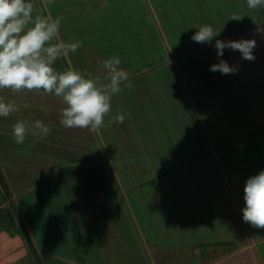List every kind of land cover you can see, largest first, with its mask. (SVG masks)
<instances>
[{
	"label": "rangeland",
	"instance_id": "1",
	"mask_svg": "<svg viewBox=\"0 0 264 264\" xmlns=\"http://www.w3.org/2000/svg\"><path fill=\"white\" fill-rule=\"evenodd\" d=\"M32 2L34 4L33 17L37 15L45 18L51 16L53 19L63 17L59 35L52 43H58L61 40L66 43L82 42V47L76 53H70L67 57L57 59L53 65L57 71L75 68L81 72H87L89 78H95L99 75L103 81V76L106 73L101 67V62L112 56H119L122 62L120 67L130 73L129 79L133 84L131 90L125 89L120 95L113 96L112 111L108 117H105L104 128L97 132L80 129L82 133L87 132L84 137L87 146L101 147L103 154L92 156L98 161L104 158L103 161L108 162L100 164L99 169H95V166L99 165L96 163L82 164L72 171L73 178L88 181L95 177H107L108 180H116L118 185L120 181L124 180L130 181L129 183L139 181L138 189L140 191L138 190L137 194L144 195V202H141V205L145 206L144 209H141L140 216L143 222L148 221V223H144L147 224V229L151 232L152 224L159 227V223L154 224L155 219L151 214L155 201L159 197L164 198L167 190L172 188L170 186L172 183L179 181L181 184V180L186 182L189 179L192 184L183 185L182 188V195L190 196L189 201H186L185 204L187 203L186 205L189 206L190 199L193 198V202L191 201L193 203L192 216L198 217L197 214H200L199 217L203 219L207 217L211 220L210 224L213 226L212 231L214 233L207 234L209 235L207 239L211 241L205 240L201 244L197 241L186 243V231L184 232V227H181L179 223V221L182 222L181 212H175L168 200L167 207L171 219L169 215L164 218L163 216L159 217L161 228L159 229L160 232L156 234L166 241L169 237H173L175 241L180 242L177 243V246L181 248L186 246L191 251L197 248V252L201 253L197 254L202 257L205 255L204 250L213 248L219 250V253L224 250L230 252L238 243L230 241L220 246V235H217L219 236L218 239L215 233H221L222 236L225 235L234 241L236 238L241 243L244 240V235L238 231L239 224L236 215L234 216L233 212H225L224 206L230 205L227 207L229 211L233 205L236 213L242 217L241 208L245 205V201L242 200L244 194L238 193L240 187L236 186L235 182L229 178L227 166L232 164L240 169V164H246L252 167V173L256 175L262 171L257 167L264 165V124L259 128V132L249 134L245 141H236L235 144H230L228 148L220 152V149H217L219 147L211 145L208 139L207 141L205 139L200 141L198 137H193L192 141H189L191 138L182 136L181 142L178 138L175 142L172 140V136L177 129H180L181 122L176 126L169 120L164 121L163 116H161L160 121H155L161 108L158 101H162L161 106L167 103L168 107L166 108L172 111L169 100L172 101L173 98H170L168 94L172 93L178 96L182 93L180 88L184 89L182 73L179 68L178 71L176 69L177 57L188 49L207 45H202L191 39L199 27L202 25L212 26L217 32L220 31L217 37L231 35L238 37L240 34H247L248 32L256 35L257 26L264 27V8L249 9L247 0H51V3H46L45 0H32ZM233 14L243 18L233 20L231 19ZM261 49H264V36L256 40V48L254 49V52L259 53L261 62L250 66L254 68L252 70L254 73L248 72L251 75L247 79L249 81L250 79L254 80L255 86L261 81L259 79L264 76V56ZM259 70L262 72H258ZM228 76H231L233 84L237 79L246 82L237 72ZM184 91L186 92V90ZM32 93L33 91L27 90L13 93L9 89H3L0 90V100L6 103L29 100L28 107L32 104L31 110L34 113L25 110L20 113H25L23 118L27 114H37L41 118H50V116L47 117V114L54 113V115L59 116L56 121H60L63 102L49 100V102L44 103V101H37L40 97L32 96ZM43 97L53 99L47 94ZM184 97L189 102L183 104L184 107L181 105L180 111L176 110L178 114L172 111L170 116L182 122L186 117V127L191 128L192 132H198L197 129H199V134L204 135L205 130L202 129L204 127L201 126L200 117L193 109L194 102L191 101L187 92ZM253 98L252 96L251 100ZM249 107L252 110L251 106ZM259 108L260 106L253 107L254 113L255 110H260ZM56 109L58 110L54 111ZM118 113L124 115V122L121 124L109 123L111 117ZM11 124L12 121L8 119V127ZM158 124L162 125L158 130L166 143L170 145L168 149L164 148L162 140L156 141L153 138L156 132L154 128ZM153 125H155L154 128ZM31 126L29 127L31 128ZM169 127L172 128L170 132L172 136L163 132V128L169 131ZM2 129H6L5 126ZM65 130H67L66 127ZM2 133L5 134H0V138L7 134V140L13 139V136H10L11 134L6 131H2ZM82 133L81 136H83ZM34 138L37 139L40 136H34ZM26 139L24 142H30L28 136ZM189 145H193V148L191 151L187 149V152L183 154L182 149ZM20 147L25 148L27 146ZM105 147H108L109 150L107 151ZM182 160L184 161L182 162ZM110 163L113 170L109 169ZM104 164H106L107 169H105ZM125 164L127 169H125ZM2 166L4 165L2 164ZM14 166L16 167L17 164ZM161 166L163 167L158 168ZM15 167L13 170H6L9 183H13V190H10V193H4L0 185V222L2 223H0V227L3 228L4 225L10 228L8 235L4 233V228L1 229L2 238L0 242L3 249H0V256L12 254L20 256L21 259H30L28 251L26 252L22 232L18 229L19 225L12 216L10 217V212H7L5 203L12 207L16 217V212H21L19 218L25 220L27 229L32 228L33 235L37 238L38 250H45L46 253H50L44 255V259H50V255H58V245L72 246L74 241L72 243L71 241L75 238L80 243L83 235L73 234L72 228L74 226H70V222L67 221L70 211L66 210L64 215L70 228L66 226V222L62 223V215L56 214L59 213V204L64 202L61 200L67 194L66 189H63V182H60L62 176L56 172L50 175L52 177H48L50 179L44 178L42 182H38L37 180L42 179L40 173L33 172L31 179L30 173L27 174L23 167L20 165L18 168ZM23 173L27 178H23ZM166 180L167 186H161L166 185ZM239 181L240 179H238L240 184ZM155 183L157 186H154ZM235 186L238 191H236ZM120 187L122 186L119 185L117 188L120 189ZM113 188L115 189V187ZM118 198L122 199L121 197ZM151 199L155 201H151ZM225 200L229 201L226 202ZM134 204L132 202V205ZM111 206L114 207V210H119V213L113 215L112 218L110 216L111 211H108L109 208L105 207V210L98 208L99 214L105 211L101 217L104 216L108 222H104V225L96 223L89 228H82V234H85L87 243H80V245L87 247L86 256L88 257H85L84 261L89 263L91 261L95 264H119L120 261L111 260L109 256L110 253H114L116 255L121 254V257L127 256L125 264H146V261L147 264H152L150 249L153 247L148 246L142 240L141 232L136 224V217L116 203L111 202ZM91 207L92 205H89V211H87L90 214L92 213ZM162 209H158V214L163 213ZM187 209L191 210L190 207ZM182 211L185 217L188 216L185 209ZM231 214L233 218H231ZM37 222H40L38 228L36 227ZM149 222H152L151 225ZM171 226H173L174 233L177 232L179 235L173 233ZM197 228L200 230L199 226H193L192 231L194 232L195 229L197 231ZM208 232L211 230L208 229ZM16 234L19 238L14 240ZM256 238L253 236L251 240L255 243ZM66 240L68 244H66ZM256 246V256L259 261L255 259L252 264H264V244L258 241ZM128 253L134 256H129ZM32 256L35 264L39 263L33 254ZM262 260L263 262H261ZM43 261L45 263V260ZM10 264H14V262ZM48 264L56 263L50 260Z\"/></svg>",
	"mask_w": 264,
	"mask_h": 264
},
{
	"label": "crops",
	"instance_id": "2",
	"mask_svg": "<svg viewBox=\"0 0 264 264\" xmlns=\"http://www.w3.org/2000/svg\"><path fill=\"white\" fill-rule=\"evenodd\" d=\"M240 29H244V28H240ZM247 34H240L238 37L234 35L226 36V37H217L211 42V44H207L205 47L202 46L197 47L196 49H192V48L188 49L185 52H183L179 57H177L176 69L178 71L179 68L180 72L182 73V78L184 81L183 82L184 89L182 90L180 88V92L182 93L178 96L172 93L168 94L170 98L171 97L173 98L172 101L169 100V104L171 105L170 107L173 109L172 111L174 113L178 114L176 110L180 111L181 105L183 106V104L185 105L189 102L184 97L185 93L187 92L189 97L191 98V101L194 102L193 109L195 110V113H197L198 116L200 117V121L202 123L201 126L204 127L202 129L205 130L204 132L205 134L200 135L199 129H197L198 132H192L191 128L190 129L187 128L186 117L184 118L185 123L177 120V118L175 117H171L170 115L172 111L166 108L168 107V104L166 103L165 105H163L164 106L163 107L161 106L162 101L160 100L158 101V103L160 104L161 108L159 115L156 116L155 122H157V120L160 121L161 116H163L164 121L169 120L176 126H178V123L181 122L180 129L176 130L174 136H172V133H170L172 130L171 127H169V131L163 128L164 133L171 134L172 140L176 142L178 138V140L181 142L182 136H188L189 138H191L189 141H192L193 137L196 138L198 137L200 141L201 139L202 140L205 139V141H207L208 139V142H210L211 145L219 147L217 149L218 150L220 149V152H223L225 148H228L230 146V144L233 145L235 144L236 141L239 142L245 141V138L248 137L249 134L259 132V128L264 124V101H263L264 76L261 79H259L261 81L257 83V86L253 84L254 80L250 79L249 81L247 79L249 78L248 76L254 73L252 71L254 68L250 66L257 65V62L260 61V58L258 56L259 53L254 52L253 54L255 56V59L253 61H248L241 58V54L239 53V51H231L229 49H225L224 55L222 57H218L217 52L215 50V41L217 39L257 40L259 38H263V36L260 34L253 35L249 32ZM261 50H263L262 53L264 56V49ZM221 59L227 61V63L230 66L238 65L239 68L237 73L246 82H241L240 79L239 80L237 79L233 84L231 81L232 79L231 76L222 75L218 71L212 72L209 70L212 64L219 63ZM248 72H251V74H248ZM258 72H262V71L259 70ZM239 81L241 82V84ZM242 83H244L245 85ZM184 90H186V92ZM43 95H45L43 90H39V91L33 90L32 96L40 97L38 98L37 101H42V102L44 101V103L49 102V100L54 102L62 101L54 94H47L49 95V97H53V99L44 98ZM252 96L254 98L251 100ZM257 96H260L262 98H258ZM177 99L179 100V102ZM13 103L17 106L18 110L11 113L7 118L0 117V134H5L2 133V131H6L7 133L11 134L10 136H13L12 125L20 120L25 121L27 126L32 125L33 122L36 120H40L51 129V132L46 138L40 136V138L37 139H35L34 136L31 134V132H29L27 136L29 137L30 142L27 141L21 145L16 144L14 139H11L13 142L11 140H7V134L3 138H0V167H1L0 171H2V173L4 174L5 179L7 181V185L9 186L11 191L13 190L12 188L13 183L12 184L9 183L7 179L6 170L9 171L11 169L13 170L15 167L14 164H17L15 168H18V165H20V167H23V170L26 171L27 174L30 173V178L32 177L31 175L33 172L40 173L42 179L37 180L38 182H42L44 178L50 179L48 177H52L50 175H52L53 173L56 172L57 174L59 173V176H62L60 177L61 180L60 179L59 180L60 182H63L62 183L64 187L63 189H66L67 194L66 197L61 200L64 202L63 204L61 203L59 204V210H58L59 213L56 214L62 215L61 216L62 223L66 222L67 224L66 226H68V228H70L69 225L74 226L72 228L73 234L83 235L82 241L80 242L81 244L87 243L84 237L85 234H82V228L83 229L89 228L96 223L99 225L100 224L104 225V222H108V220H106L104 216L101 217V214L105 213V211H102L99 214L98 208L104 210L105 207L109 208L108 211H111V215H110L111 218L113 217V215H117L119 213V210H114V207L111 206V202H113L116 203L119 207L121 206L122 208L127 209L128 212H130L132 215L136 217L137 219L136 224L141 232L140 235L142 240L148 246L153 247L150 249L151 251L150 261L152 264H252L255 259L259 261V259L256 256V249H257L256 245H258V241L261 242V244H264V230L254 228L250 224L244 222L242 217H240V215H238L234 210L233 205L230 208L231 210L229 211L227 210V207L230 205L228 206L223 205V206L226 208L225 212L227 213L233 212V215L234 216L236 215L235 217L239 224L238 231L241 235H244L243 237L244 240H242V242L239 243V241L236 238L234 241L232 240V238L226 237L225 235L222 236L221 233L220 234L215 233V236L218 239L219 236L217 235H220V240H219L220 246L230 241L238 242L237 244L234 245V247L230 252L228 250H224V251H220L219 253V250L212 248V249L204 250L205 255L204 257H202L199 255L201 253L197 252L198 250L197 248H195L194 251H191L186 246L181 248L177 246V243L180 242H178V240L175 241L173 237H169L168 240L166 241L164 238L156 234L160 232L159 229L161 228V220H158L159 217L163 216L164 218L165 216L169 215V211L167 207V200H168L173 207L172 209L175 210V212L177 213L181 212L183 223L180 221L179 223L181 227H184V232L186 231L185 232V234H187L185 236L186 243L187 242L192 243L194 241H197L201 244L205 240L211 241L207 239L209 237V235L207 234L214 233L212 231L213 226L210 224L211 220L208 219L207 217H205V219L199 217L200 214H197L198 217L192 216L193 203H191V201L193 202V198L190 199L191 200L190 203L188 202L189 206L186 205L187 203L185 204L186 201H189L190 196L187 195L188 197L187 199V197L182 195L183 192L182 188L183 185L192 184L189 181V179L186 182L181 180V184L179 181H176L175 183H172L171 181L172 184L170 186H172V188L169 189V191L167 190V192L164 195V198L153 197V198H158L156 201L151 199V201H155V205H153L154 209L151 212L153 219H155L154 224L159 223V227H157V225L156 226H154L153 224L151 225L152 222H149V224L151 225V227L150 226L149 227L152 228V232H151L149 229H147L148 227L147 224L144 223V222L148 223V221L143 222L140 216V211L141 209H144L145 206L141 205V202H144V195L137 194L140 191L138 189V187L140 186V184L138 183L139 181L132 183H129L130 181L127 180L120 181L119 185L122 187L118 189L117 187H119V185L118 183H116V180L111 181L108 180L107 177H98V178L95 177L94 179H89L88 181L73 178L72 171L75 170L76 167L82 166V164L96 163L99 165L95 166V169H99V167L103 163L108 162L106 160L104 162L103 161L104 158L99 161L96 160L94 156L101 154L102 150L100 149L101 147L97 148V147L87 146V143L84 140V137L86 136L87 132L82 133L81 130L78 128H71V129L66 128L67 130H65V127L60 124V121H56L59 116L54 115V113L52 114L50 113L51 115L47 114L48 115L47 117L50 116V118H46V117L41 118L37 114L36 115L27 114L26 117L23 118L25 113L23 114L20 113L24 112L25 110H28L29 113H34L32 112L33 110H31V108H33V105L30 104L31 106L28 107V104L30 103L29 100H24L23 102L21 100H17L14 101ZM249 106H251L252 110H250ZM259 106H260L259 108L260 110L258 111L255 110L254 113L253 107L257 108ZM57 110L58 109L54 111ZM8 119L12 121V124L9 127L7 125ZM4 126L6 129H2ZM156 126L157 127L153 125V128L155 127L154 129L156 130L153 138H155L156 141L162 140L164 143V148L168 149V146L170 145L166 143V141L161 136L158 130V128L162 127V125L158 124ZM81 133L83 134V136H81ZM156 133H158L159 135H157ZM214 139H216V141H214ZM23 145H26L27 147L25 148L20 147ZM105 148L107 151L109 150L108 147ZM192 148L193 145L185 146L182 149V153L185 154L187 152V149H190L191 151ZM183 161L184 160H182V162ZM241 163H243V161H241ZM2 164L4 166H2ZM105 165L106 164H104V166ZM240 165H241L240 169L236 168L232 164H228L227 167L230 175L229 178H231L233 182H235L236 186L240 187L238 191L237 187L235 186L236 191H238V193L241 192V194H244V185L246 183V180L249 177L254 176L256 174L252 173L253 171L252 167H250L249 165L246 164H240ZM162 167L163 166L158 168H162ZM229 167L231 168L229 169ZM257 168L264 171L263 164L259 165ZM105 169H107L106 166ZM109 169L113 170V168L111 167V163ZM125 169H127L126 164H125ZM224 169L226 171V168ZM247 170L249 171L248 173ZM25 177L27 178V176L23 173V178ZM238 179H240L239 181L240 184L238 183ZM167 184L168 183L166 180V185L163 184L161 186L165 187L167 186ZM29 186H31V184H29ZM154 186H157L156 183L154 184ZM178 186L181 187L178 189L177 188ZM113 187H115V189ZM129 194H131V196H129ZM118 197H121L122 199H119ZM115 198L119 200H116ZM225 201L227 202L229 200H225ZM132 202H134L135 204L132 205ZM89 205L90 206L92 205L91 214L87 212L89 211ZM93 206H94V212H93ZM5 207L7 208L6 209L7 212H10V208L12 209V207H10L6 203H5ZM189 207L191 208V210L187 209ZM159 208H163L162 209L163 213L158 214ZM243 208H241V212ZM183 209L187 211L188 216L185 217V214L182 211ZM66 210L70 211L67 219V221L70 222L69 225L64 218ZM16 214L20 216L19 214H21V212H16ZM11 216L13 217L12 213L10 212V217ZM231 218H233L232 214H231ZM39 219L41 218L39 217ZM99 219L102 220L99 221ZM37 223L38 224H36V227L38 228L40 222ZM193 226H199L200 230L199 228H197V231L195 229L193 232L192 231ZM3 228H4V233L8 235L10 228L4 225ZM3 228L0 227V241L2 238L1 229ZM18 229L19 231H21L20 227H18ZM171 229L173 230V226H171ZM208 229L211 230V232H208ZM28 231L31 235L38 256H40V259L42 260L43 263H44L43 260H45L44 264H48L50 260H53L56 264H95L91 261L90 263L84 261L85 257H87L86 256L87 247H83L82 245H80V243L76 240V238L71 241V243L74 241V243H72L73 244L72 246L61 245L62 246L61 247L60 245H58L59 254L55 256L50 255L49 256L50 259H44L43 256L50 253H46L45 250L39 251L37 248V238L34 237L32 228L29 227ZM174 234L179 235V233L177 232ZM253 236H255V238L257 237L255 243L251 240V237ZM22 237L24 239V243L26 246V252L28 251L30 255V259L27 260L21 259L20 256L7 254L4 256H0V264H10L11 262H14V264H35L34 258L32 256V251L28 245V242L23 234ZM240 237L242 238V236ZM16 238H19L17 234L14 237V240ZM66 244H68L67 240H66ZM1 248L3 249L0 242V249ZM127 255L131 256L133 254L128 253ZM109 256L111 257V260L115 259L116 262L120 261L119 264H125L126 262L125 259L127 256L121 257V254L116 255L114 253H110ZM3 260L5 261L3 262ZM261 262H263V260Z\"/></svg>",
	"mask_w": 264,
	"mask_h": 264
},
{
	"label": "clouds",
	"instance_id": "3",
	"mask_svg": "<svg viewBox=\"0 0 264 264\" xmlns=\"http://www.w3.org/2000/svg\"><path fill=\"white\" fill-rule=\"evenodd\" d=\"M51 3V0H45ZM247 7L255 10L264 8V0H247ZM32 0H0V90L9 89L13 93L24 90L29 92L43 90L45 94H54L65 105L60 112V124L66 128L89 129L92 132L105 127V117L112 111L113 96L120 95L125 89L131 90L130 73L120 67L119 56H112L101 62L106 73L103 76L89 78L87 72L75 68L57 71L53 65L57 59L74 54L82 47L81 41L58 43L52 41L58 37L63 17H33ZM243 17L233 14V20ZM257 34L264 36V27L257 26ZM220 34L210 25H202L191 39L201 44H211ZM255 39L215 41L218 57L224 50L239 51L241 58L248 61L255 59ZM238 65H229L221 59L212 64L210 71L222 75L238 71ZM104 81H107L106 83ZM11 102L0 100V117L7 118L17 111ZM124 115L118 113L109 123L121 124ZM47 137L51 129L42 121L36 120L31 128L23 121L12 125V135L16 144H23L26 136ZM245 206L242 219L254 228L264 229V171L251 176L244 185Z\"/></svg>",
	"mask_w": 264,
	"mask_h": 264
},
{
	"label": "trees",
	"instance_id": "4",
	"mask_svg": "<svg viewBox=\"0 0 264 264\" xmlns=\"http://www.w3.org/2000/svg\"><path fill=\"white\" fill-rule=\"evenodd\" d=\"M0 185H1L2 189L4 190V193H6V192L10 193V188L7 185V181H6L5 176L2 173V171H0ZM10 212L12 213L14 220H16V222L19 224L20 229H22L21 230L22 234L26 238V240L28 242V245H29V247H30V249L32 251V254L35 256L36 260H38L39 263H36V264H44L41 261L40 256H38V254H37V251L35 249V246H34V243L32 241L31 235H30V233H29V231L27 229V226L24 223V220L20 219L19 218L20 216H18L17 214H16L17 215V217H16L15 214H14L15 213L14 210L10 209Z\"/></svg>",
	"mask_w": 264,
	"mask_h": 264
}]
</instances>
